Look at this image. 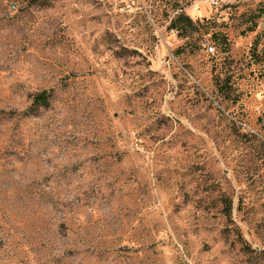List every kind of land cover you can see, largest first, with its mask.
Here are the masks:
<instances>
[{
	"label": "rangeland",
	"instance_id": "obj_1",
	"mask_svg": "<svg viewBox=\"0 0 264 264\" xmlns=\"http://www.w3.org/2000/svg\"><path fill=\"white\" fill-rule=\"evenodd\" d=\"M0 264H264V0H0Z\"/></svg>",
	"mask_w": 264,
	"mask_h": 264
},
{
	"label": "trees",
	"instance_id": "obj_2",
	"mask_svg": "<svg viewBox=\"0 0 264 264\" xmlns=\"http://www.w3.org/2000/svg\"><path fill=\"white\" fill-rule=\"evenodd\" d=\"M194 26H195V22L192 19V17L186 15L184 12H180L173 19L170 28L177 29L183 33H187L188 31H190V29H194L195 28ZM257 48H258L257 45H255L253 53H256V56H258L257 51L255 50ZM48 97L49 95L46 91H42L40 93L35 94L34 96L35 105L37 106L48 105V100H49Z\"/></svg>",
	"mask_w": 264,
	"mask_h": 264
},
{
	"label": "built area",
	"instance_id": "obj_3",
	"mask_svg": "<svg viewBox=\"0 0 264 264\" xmlns=\"http://www.w3.org/2000/svg\"><path fill=\"white\" fill-rule=\"evenodd\" d=\"M14 8H15V6H14ZM210 49L212 50V49H214V48L211 46Z\"/></svg>",
	"mask_w": 264,
	"mask_h": 264
}]
</instances>
